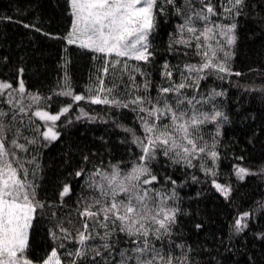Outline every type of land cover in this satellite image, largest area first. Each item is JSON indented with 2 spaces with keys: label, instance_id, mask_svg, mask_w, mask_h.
Instances as JSON below:
<instances>
[{
  "label": "snow or ice",
  "instance_id": "snow-or-ice-1",
  "mask_svg": "<svg viewBox=\"0 0 264 264\" xmlns=\"http://www.w3.org/2000/svg\"><path fill=\"white\" fill-rule=\"evenodd\" d=\"M0 264H264V0H9Z\"/></svg>",
  "mask_w": 264,
  "mask_h": 264
},
{
  "label": "trees",
  "instance_id": "trees-1",
  "mask_svg": "<svg viewBox=\"0 0 264 264\" xmlns=\"http://www.w3.org/2000/svg\"><path fill=\"white\" fill-rule=\"evenodd\" d=\"M0 12H9V0H0ZM23 30L9 31V43L18 42L22 38ZM261 48L259 43L253 45L248 41H244L241 45V55L239 62L247 64L258 59V52ZM84 62L81 61V64ZM244 191H251V188H245Z\"/></svg>",
  "mask_w": 264,
  "mask_h": 264
}]
</instances>
